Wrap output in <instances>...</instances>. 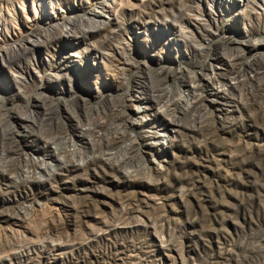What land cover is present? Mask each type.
Here are the masks:
<instances>
[{
	"label": "rangeland",
	"instance_id": "374dc122",
	"mask_svg": "<svg viewBox=\"0 0 264 264\" xmlns=\"http://www.w3.org/2000/svg\"><path fill=\"white\" fill-rule=\"evenodd\" d=\"M0 264H264V0H0Z\"/></svg>",
	"mask_w": 264,
	"mask_h": 264
},
{
	"label": "built area",
	"instance_id": "2783aa9c",
	"mask_svg": "<svg viewBox=\"0 0 264 264\" xmlns=\"http://www.w3.org/2000/svg\"><path fill=\"white\" fill-rule=\"evenodd\" d=\"M152 19H148L147 20V22L146 23H149L150 25H148V26H150L151 28L153 27L154 29H157V30H159V29H161V28H167V26L166 25H168V24H166L167 23V21L168 20H164V21H161L160 19H159V17H157V16H153V17H151ZM141 23V22H140ZM141 24H144L143 22L141 23ZM138 35H136V42L139 40L140 42H144V36L142 37V35L144 34V29L142 28V26H140L139 27V29H138V33H137ZM8 36H9V33H8ZM162 37V36H161ZM143 38V39H142ZM169 38L172 40L171 42L173 43V47L177 50V53L179 54L180 52H183V49H182V45H185V41L182 39V38H180V37H177V36H173V35H170L169 36ZM163 39H167V37L165 36V37H163ZM189 39V38H188ZM67 42V41H66ZM77 43V42H76ZM80 51V50H79ZM186 51V50H185ZM188 51V50H187ZM70 53V52H69ZM72 53V52H71ZM161 55V58H163V55L162 54H160ZM65 56L66 55H62V57H63V59L61 60V62H60V64H58V69H59V71H60V73H62V69L64 68V67H66V65H67V61H64L65 60ZM181 56L182 55H180L179 57L181 58ZM49 56H47V57H45L44 58V60L46 61V62H48V61H50V58H48ZM172 57V56H171ZM171 57H170V59H171ZM94 55H88L87 56V59L86 60H84L83 62H82V64H81V66L80 67H77L76 69H74L72 72V74L73 75H71L70 74V76H73L75 79L77 78L74 74H77L78 72H80L85 66H88V69L85 71V72H88V70L90 71V70H92L93 68H95L96 66H97V62H98V59H96L97 61H95L94 60ZM214 59L217 61V59H216V57H214ZM100 60H101V58H100ZM102 61V60H101ZM218 62V61H217ZM173 64V63H172ZM214 64H216L215 62H214ZM72 65V63H68V66H71ZM219 65H220V63H219ZM219 65H216V68H217V66H219ZM75 66V65H74ZM73 66V67H74ZM212 66H213V64H212ZM91 67V68H90ZM61 68V69H60ZM90 68V69H89ZM212 68H214V67H212ZM216 68H214V69H216ZM218 69V68H217ZM217 69H216V71H217ZM216 71H215V74H216ZM84 72V73H85ZM68 74H69V71L67 72ZM207 73H209V72H207ZM13 74V73H12ZM50 74V73H49ZM53 74H59V72H53ZM91 76L90 77H92L93 76V72H91ZM209 74H211L212 75V73H209ZM90 77H88V79H90ZM203 77V76H202ZM93 78V77H92ZM92 78H91V80H92ZM95 78V77H94ZM204 81H205V79H203V83H204ZM204 85H205V83H204ZM144 90V86H142V85H138L137 86V89L135 90L136 91V93H135V95H138L137 94V92H139V90Z\"/></svg>",
	"mask_w": 264,
	"mask_h": 264
},
{
	"label": "bare ground",
	"instance_id": "6f19581e",
	"mask_svg": "<svg viewBox=\"0 0 264 264\" xmlns=\"http://www.w3.org/2000/svg\"><path fill=\"white\" fill-rule=\"evenodd\" d=\"M101 15V13L99 14L98 11H91V15H86V16H81L79 19L77 18L76 20L75 19H72V21H70L73 25H71L70 27H67V32L70 33L71 30L80 22L84 21V20H88L90 22H95L96 25L94 27H99L101 24L104 23L103 19L99 18V16ZM70 20V19H69ZM70 23V24H71ZM69 24V23H68ZM70 35V34H69ZM68 35V36H69ZM35 44V43H34ZM220 59V58H219ZM236 60H241V54H235L233 56V58H226L224 60V64L228 65L229 67H231L232 69H235L239 64L240 62L236 61ZM223 63V62H222ZM255 68V67H254ZM215 75V74H214ZM208 78V77H207ZM212 78V77H211ZM221 80V79H220ZM221 82V81H220ZM218 82V83H220ZM211 83V82H210ZM225 83V82H224ZM222 85V84H221ZM191 87V85H189ZM215 89V92L218 94L219 92H223V89L221 87H217L214 86L213 87ZM187 90H190L189 92H192L193 93V89H189L187 88ZM188 92V93H189ZM143 90L140 92V93H137L138 95H136V97L138 99H143V98H147L146 96H144L143 94ZM151 98V96H150ZM146 104H150V103H146ZM146 108H148V105H145ZM26 117V116H25ZM28 117V116H27ZM26 117V118H27ZM28 119V118H27ZM15 127V131L19 134V135H24V136H31L32 133H33V130L29 129V125L27 123V120L25 119H21L20 123L17 124ZM57 152V151H56ZM52 155V159H54V157H56V153L53 152L51 153Z\"/></svg>",
	"mask_w": 264,
	"mask_h": 264
}]
</instances>
